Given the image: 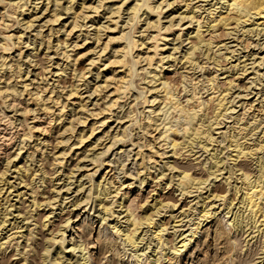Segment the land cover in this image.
Masks as SVG:
<instances>
[{
  "label": "bare ground",
  "instance_id": "obj_1",
  "mask_svg": "<svg viewBox=\"0 0 264 264\" xmlns=\"http://www.w3.org/2000/svg\"><path fill=\"white\" fill-rule=\"evenodd\" d=\"M3 1L6 2V0H2V2H0V6L5 5V4H3V5L1 4V3H4ZM31 1L32 0L13 1L12 4L15 5V10L17 9V11H14L11 15H5V13L2 14L3 11H2V13L0 11V27L2 26L1 28H4L3 27L5 25L4 23H8V22L3 21L4 18H9V20H10V17H12L14 15H15V17H17L16 14L19 16H23L25 8L28 11L27 5H30ZM63 1L66 3V5L62 9L61 4H60L61 0L60 1L54 0L53 4L51 3L50 0H46V3H45L46 8L44 7V10H45V12L46 11L51 12L50 13L51 14L50 20H52V23L53 22L57 23V21L62 16L61 14L63 12H65V11H68V13L70 12L71 17H69V18L71 20L69 21L70 24L68 26V28L69 27L70 28L67 31L64 30V28L66 27L65 25H67V23L65 22L66 24L63 23L61 25V27L57 28L56 30H53L52 27L49 28L48 33L45 35L43 34L44 36L41 34V32H38L33 37V41L31 43L32 47H33V51L38 50L37 46H39L41 48L43 46L42 50L45 49L44 51H49L51 48H53L54 51L52 50V52L54 55L57 56L58 51L60 50L59 51V52H61L60 57L62 56L63 60L66 63H64L65 65L63 68H61V66H59V64H57L56 68H55L56 71L53 68V70H54L53 74L56 72L55 77H59V79H60L62 77L61 75L63 73L65 74L66 70H69L72 72L73 78H77L78 80L77 79L76 80L79 81V80H81V78H83V76H84L83 72L86 71L87 69L86 70L85 69L80 70V69L76 68V66H77L76 64L78 63L77 61H79V59L81 57H84L86 55H91L93 52L95 54V51L99 50L96 48H98L99 45H102V48L99 47L101 50V53H98L99 54V55H97L98 58L95 60V63H96V61H99L101 59L100 56H102L104 53H106L105 51L108 50V47L110 46L109 43H111L112 47L111 48L109 47V50H108V52L110 53L109 57L106 59L105 62H103L102 67L97 68V70L99 68H103L101 70V72H103L102 84L98 83L99 85H96L93 87V88H95V89H93L94 91L92 90L93 95H95L97 92H99L100 98H99V96L97 98H99V101L101 100V104L97 100L98 102L97 103L95 102V104H94V106H95L94 110L90 111V113L88 114L87 112H89V111L84 109L85 105H86L85 103H83L84 99L82 100V97H81L82 95L79 96V93H78L79 91L76 90L78 85H75L74 88L69 89V94L65 98H63L64 95L62 96L63 93L61 91V88L59 91L58 79H57V83L55 85L52 82H51L52 83L51 85H50V83H48L47 75H49V74L52 75V70H50V67L52 65L50 64L49 55H47V53H44V54L42 53L43 54L42 57H38L40 55L31 56L32 55L31 53H29L27 55L29 58L30 57L32 59L34 58V60L32 62L33 65L30 63V66L32 65V67H33V72H34V70L35 71L39 70V71L36 73L35 72L32 73L30 75V77H32L31 79L27 78L28 74L30 73V71L29 72L27 71V76L25 77L24 80H22V78H23V75L21 73V66L22 65L18 62V60H20V57L22 54V51H21V46H22L21 36L22 35L20 36L19 34L18 35L14 34V33L10 34L7 32H6V35H3V36L0 35L2 37L1 41H3V44H0V116H1L0 122L2 120H5L8 123L7 125H10V126L16 128L15 132H14V136H13V139H14L13 144H15L18 141L19 145H17V146H19V147L16 148L17 153L15 154V157H18V155L21 153V151H23V149L26 147L27 143H33L34 145H32V144L27 145L28 148H27L26 152L28 150H31V151H28L26 159L29 158L31 162L33 161L32 163H35V162L39 163V165H37V166L35 165V169H37V170L33 169L32 171H30V169L28 170L27 168L26 169L24 168V170H23V169H21L22 167H16V164H12L13 167L15 168L14 170H17L16 174H18L17 180L19 182L18 183L16 182V184H11V181L9 180L10 181L9 182L8 178H5L6 174H8L7 172L9 171V165L11 163V160H9L10 157L8 156L6 151L4 152L3 160H5V164H4L5 166L4 167L0 166V264H13L10 262L11 257L16 258L15 259L16 261L14 264H103V263L104 264H112L111 261H108L107 259L103 262V260L106 258V256L104 255L105 251H103V250H105L104 249L105 247H103L102 237L106 236V234H107L106 231H108L107 229H110L112 231V232L111 231L110 232L113 233L114 235L116 234V237L122 238V240H123L122 243H126L127 245H130L133 248H137V243L142 242V240L144 238V236L143 237L140 236L141 233L143 232L142 230H140V228L143 225H146V227L151 228L149 230H152V229H154V227L157 224L155 222V220L150 215H143L141 217H139V216L137 217L133 214L135 212L132 213V212H130L129 209H126L123 212H126L124 217H126L125 223L127 222V225H126L125 229L120 228V226H117V225H119L118 223H120L119 217L123 212L114 211V208H112L113 204L110 203L109 201H106V199H108V196L111 194V192L108 193L107 191H109V190L104 189L103 192L97 193L98 195L95 198L96 201L98 202L97 205L99 207V209L97 208V210L95 209L93 211V214L94 213L97 214L96 216H94L92 213L91 214L89 213L90 208L87 209V205L89 204L87 196H89V195H86V198L83 199L84 200L83 202H79L77 200H74L75 202H73V204L71 205L72 210L77 211L75 213V215L73 214L74 219L67 218L64 221V224L63 225L61 224V227L58 229V231H57L58 233L55 237H52L49 239V238L45 237L46 235H44L43 231L49 225V219L50 218L48 217V215H45V213H43V215H42L41 211H44L45 208H49V207H50L49 209H52V206L54 205L52 203V201H56V200H55V198L54 199L51 198L52 199L51 200L50 197L46 195L48 193V191L39 193V192H37V189L39 187H43L45 189L52 188V186H49V185L50 184L52 185V183H53L51 175L54 174L53 173L54 171H52L49 166L54 167V165H56L57 167H60V168L65 167L64 166V163H65L64 159H65L66 155H68V154H66V152L63 150L60 153H58V155H57L56 154L57 152L55 153V151L58 148L57 145H60L63 142L62 136L68 131H72V133H73L74 129H75L73 122H72L74 119L72 121L69 120V122L67 121V123L66 122L64 123V120L66 119V118L64 119V116H65L64 109H66L65 105H67L66 102H69V100L74 98V97L79 99L78 104L81 106L80 108L82 110L87 111L86 115L90 118L89 121L87 120L88 119L87 117H84L81 119V116H83L82 114L84 111H80V112H82V114L78 118L79 119L78 123L80 125H82V128L78 130V133L76 132V139L73 141L74 143L71 145L72 146L71 150L73 149L74 151H76L75 152L76 154L74 153L76 156L78 155V153H77L78 150H82L81 154H79V155H83V158L86 159L88 156L86 153H87V151H89L86 149V147H90L93 143L95 145H96V143L98 144V142H100L103 138L104 139L106 138L105 136H108L107 132L105 130H102L100 135H98V137L95 139V141L93 143H90L88 145H86V143L88 141H91L89 139H93L94 137H96L95 136L96 132L98 131L100 126L107 125L106 123L108 122V120L111 119V116L114 114V111L116 109L119 108L123 112V114H122V116H120V118L118 117V113H120L121 111L118 113L115 112L116 113L115 114V116H116L115 120L118 121L117 122L118 124H121L123 126V124L128 123V126H129L130 125L129 123H133V121L137 122V119L134 118L135 115L133 114L134 116H132L133 111H131L129 109H128V111H126L127 109L124 111L122 110L124 108V106H123V104L119 105V100L122 97L124 98L127 95L129 96V93H131V91L135 92V94H134V100L135 101L136 100L139 101L138 100L139 98H141L142 100H143V98H145V95H144L145 92L143 93L141 91L143 88L140 91L137 90L136 87L134 86L135 82H133L132 79L134 80V78L137 76L136 75V74H138V73H136L138 70L137 67L141 61L143 63H145V65L147 67H150V68L152 67V65L156 59L154 57L157 56L156 53L158 52V51H156V53L150 54V52H154V50L158 49V45L153 44V47L152 46L150 47L147 45L146 41H145L146 42V44H145L143 41L145 38L143 39L142 38L143 35H141L143 33L140 34L141 35V42L138 43L139 42L138 40H137L138 42L135 41L134 36H133V33L136 31L135 29H134L135 31L132 30L133 32H131V33H129V32L126 33L127 31L124 33V31L121 30L123 32L120 35L115 36V37H109L108 41H106L105 43L101 42V38H102L101 34L102 33L100 34V32L104 31V30L109 31V29H110L109 25L105 26L103 24L104 27H101V26H103V25H101L99 27L94 28L93 32H95V33H93L94 35H93L92 40H91V42L92 41L93 42L91 45L86 46L87 51L82 53V54H79V52H77L74 55L75 58H72L71 55L73 54L72 53L73 51L71 48H70L71 50L70 49L68 50L67 48H69L70 46H72L73 49H75L77 47L78 48L82 47L83 45H85V42H87L86 40L89 39L88 37H90V35L84 36V39L82 38V40H81V41H83L84 44H80V45L77 42L80 41L79 35H81V34L76 35L75 42L74 43L72 42L73 45L68 44V41H65V37H64V41L59 39L58 34L61 33L60 32L61 30L62 31L64 30V32H67L66 34L65 33L64 34H65L66 38H69L70 35L73 36L75 34L76 28L78 30V28H80V27L82 28V26L85 27V24H83V25L79 24V22L83 23V19H84V17H83L84 15L81 16L80 11H79L80 10L79 7L80 6L82 7V2L75 9L74 4H73V0H63ZM103 1H107V0H101L100 2H103ZM199 1H205V0H197L196 2H199ZM7 2H9V1H7ZM11 2H9V3H11ZM149 2H150V0H124V2L122 0L121 4H119V6L117 5L116 8L113 7L114 6L113 4L110 7H106L107 10H109L108 13H110V15L107 17L110 20V22L108 24L111 23L110 18L115 17L116 19L119 20V18H121L122 13L125 11L126 12L125 15H127V17H128L127 18L128 20L126 19V25L129 23V25L131 24L130 27H133V22L135 20L140 21V19H139L140 16L145 14L144 15L145 17L142 20V21H144L143 24L145 25V27L142 30L143 32L149 31L152 29H153V31H157V32H160L161 29L164 30L165 27L163 28L162 24H160V18H159V16L162 13L160 14L161 11L158 12V9L166 1L163 0L164 3L161 1V2H159L158 5L156 4V6H151ZM219 2H221V1L216 0L215 4L216 3L218 4ZM9 3H7L8 6H9ZM32 3H31V6H32ZM34 3H35V1H34ZM50 3H51V6L49 5ZM126 3H128V4L125 5ZM221 3H222V5L225 4V6L223 8V9H225L224 10L225 12L224 13L222 12L223 14L218 13L219 15L216 17L211 16L213 11H212V13L210 11H211V8L213 5L210 6V4L208 3L209 7H211L209 9L210 11L207 10L208 16L210 15V17L207 18L203 24H199V23L196 24L197 27L194 30L195 31L194 34L192 33L193 31L191 32L194 35V39L192 41L190 40V42H187V44H191V45H190V47H188L186 52H184L183 57H181L182 58L181 59L182 64H180L179 61L174 59V56L172 58V56L169 55V56H167V59L171 58L169 61L170 62L169 67L170 66H172V68L177 67V64L179 63L181 66H184L182 68H183V70L186 69V72L188 71L187 70L188 68H190V71H191V69H194L195 67H202V65L204 63H202L201 60L199 61L198 55H197L198 53H194V51H197L199 49V46L202 45V46L206 47V49H204L203 54H201L202 56H204V60L210 61L212 59L211 60L212 63L216 66V67H213V69L214 68L217 69V67L220 65V64L218 65V63L216 62L217 57H216V59H214L215 57L211 58L209 55V52H211V50H212L211 45L214 42H212V41L208 42V40H206L208 43L205 44L206 38L202 35L203 27H205L206 30L205 29L204 30L207 31L208 34L209 33L213 34V31L214 30L216 31V28L222 27L223 29H226V30L232 29V32L237 31L239 28L240 32L242 31L241 35H245V36H247V34H249V33L251 34L253 31L255 32L256 30H257L256 31L257 34H259L261 32L262 35H264V0H222ZM35 4L33 6L38 5V4H36V5ZM171 4H173V2L170 4H167V5L169 7H172V6H170ZM189 5H190V3H186V2L183 3L184 9L187 10L186 13L191 14V16L187 17L188 15L182 16L180 14L182 16L181 18L179 16L181 21H183L186 17L189 20L195 19L193 11L200 9L196 5H195V7L194 6L189 7ZM52 6L54 7L52 10L48 8V7H52ZM123 6H125L124 9H122ZM215 7H217V6H215ZM11 8H13V7H11ZM162 8H160V9H162ZM2 9L4 10L3 7H2ZM215 9H214V12L216 11ZM29 10H31V7ZM59 11H61V12H59ZM70 14H69V16H70ZM170 15H171V13L168 16H170ZM195 15H196V13H195ZM168 16L166 18H168ZM15 17H14V19H15ZM30 17H32V13H31V15L29 14V16L27 18H30ZM152 18H155V19H152ZM173 18H175V17H172L171 19H173ZM17 19H18V17H17ZM36 19L34 17V18H31V20L26 21L25 18H21V21L24 25H26V29L29 28V30H30L33 22ZM46 19L48 20L49 18L47 17ZM81 19H82V21H80ZM108 19H106V20H108ZM171 19L169 17V21H172ZM14 21H16V19ZM21 21H19V22H21ZM17 22H18V20H17ZM116 22L117 21H115V24H116ZM191 22H190V24H191ZM248 22H249V24H247ZM231 25H234L235 29L233 27L230 28ZM247 25L253 26V27H251L250 29L249 28L245 29V27ZM41 26H43V24ZM114 26H116V25H114ZM135 26H136V24H135ZM126 27H129V26L127 25ZM168 27H169V25L167 26V28ZM134 28H136V27H134ZM3 30H5V28ZM165 31H167V30H165ZM229 32H230V34H232L231 31H229ZM227 33H228V30H227ZM253 33H252V35H256V33H254V34ZM228 35H229V33H228ZM262 35H260V36H262ZM137 37H140V36H137ZM190 37H191V34L189 37L187 35V39H190ZM242 38H245V39L240 40ZM242 38L240 36V39H237V40H240L238 42L239 43L238 45L241 47L240 50L245 52L243 57H245L246 59L241 61L243 63L241 74H244V73H246V68H247L246 67L247 64H245V61L248 60V57L252 56L253 58L256 59L258 56H257V53H254V52H251V50H248L249 48H253L251 46L257 40H254L255 42L253 44H251L252 42L250 41L251 43H249L248 37L247 38L242 37ZM36 39L37 40L39 39L38 44L36 43L37 42ZM155 39H154V42L157 43L158 40L155 41ZM12 40H15L16 42L13 43ZM67 40H69V39H67ZM150 40H151V38H150ZM175 40L181 41L178 36ZM52 41H56L55 46H53L54 44L52 45ZM8 42H9V44H8ZM10 42H11V44H10ZM182 42H183V40H182ZM182 42H180L179 44L181 45ZM201 43H203V44H201ZM258 43L259 42H257L256 45ZM93 45H95V47H93ZM217 45H215V47H217ZM15 46L17 47V52H18V59L16 61L17 63H16V67H15L16 71L12 70V68H13L12 64H8L11 61V60H9V54H10L11 50H13V47H15ZM219 46H221V45H219ZM222 46L225 47V44ZM239 46H238V48H239ZM254 46H255V44H254ZM223 47H221V48H223ZM255 47L258 48L259 46L258 47L255 46ZM262 47H263V45H262ZM201 48L202 47H200V49ZM213 48H214V46H213ZM133 49L138 52L137 54H135V56H133V52H132ZM163 49H165V48H163ZM163 49L160 51H163ZM31 50H32V48H31ZM174 51H176V48H174ZM68 53H70V54H68ZM194 54L197 55V58L194 57ZM150 55H152V56H150ZM160 57H159L158 62H155L156 66L152 70V75H151V71H147L148 70L147 68H146L147 70L143 69V70L147 71V74H150V76H148V79H147L149 81L146 80L147 81L146 83L148 84V86L150 88L147 89L146 88L147 84H146L145 88L147 90L146 89L145 90H146L147 94L149 93V95H150L149 97H151V99H150L151 101H150V106H148L149 107V109L147 111L148 114L145 116V119H146L145 124L141 125V123H139V126H138L142 132L140 131L141 134H138V133H136V134L142 135V133H143L145 135H149L148 137L150 138V140L148 141V144H147L149 147L148 148L149 155H144L145 153H147L146 151L144 154H142L143 152L140 153V151H143V150H140L141 148L138 150V152L135 155V157L137 159L139 157V159L141 160V163H139V165L137 164L138 169H140V167L142 166V161H144V159H146V158L148 161H151V162H152V158H154V156L156 158H159V159L162 158V156L166 154L164 152V150L162 149V146H164V145L170 146L171 151H172V155H176V151L178 150L177 147H180L181 145H186V144L176 141L173 137L170 138V135H173L174 137H176L177 133H180V132L182 133V137H181V138H183L182 140H185L186 143L188 142V146L190 145V151L189 152H193L194 149H193L192 145L193 144L195 145V142H196V145H199L203 150H207L206 144L202 145V143H203L202 141H205L206 143L213 141V136L211 135L213 130H217L218 129L217 127H220V125L223 123V120L226 118V117H224L225 114L228 113V110L230 108V107L229 108L226 107V105L229 106L230 103L231 104L234 103L233 99H231L229 101L226 99V97L229 93L228 90H229L230 86L233 85V83H230V86L228 89H226V90L222 89V91H220V89H218V87L216 85H214V84H216V83H214V80H216V76L210 75V76H212V77H209L210 79L208 77H206V78L209 79V80H207V81H209L207 83L212 82L211 87H209V89L207 87H203V89L207 88V90H206L207 92L209 91V93L206 95V100L201 99L202 97L199 94L200 90L198 91L195 84H193V86L191 85L192 87L189 90H187L186 86L184 85L183 91H185V94L186 93H189V94L187 95L186 100H185L186 106H185V104L183 105L182 102L179 101L180 99L179 98L177 99V97L179 95L177 97L173 95L174 89L172 88L173 90H171V85H172V84L170 85L171 80L169 79L170 80L169 81L167 78H163L164 76L162 77V74H160L161 76L158 74L160 71L156 70L157 68L161 69V67H162L160 65V63H162V61L164 59L160 58ZM261 60L264 61V58L261 57L259 59V61H261ZM70 61H71V63H70ZM93 61L94 60H92L90 58L88 61L89 64L87 63L86 65H88V66L92 65ZM201 63H202V65H201ZM194 65H196V66L193 67ZM69 67H72V68L69 69ZM199 69H201V68H199ZM251 69H252V67H251ZM223 70L226 72L225 68ZM157 71H158V73H156ZM190 71H188V72L190 73ZM4 72H5V74L3 75ZM57 72H60V73H57ZM216 72H215V75H216ZM6 73L8 76H6ZM100 73L98 72L97 76H96L98 80H99ZM147 74H146V76H147ZM134 75H136V76L133 78ZM185 76H183V77L187 79V77H185ZM187 76H188V74H187ZM4 77H5V79L2 80V78H4ZM189 77H192V76H189ZM146 78L144 76V81ZM27 81H29V82L27 83ZM193 81L194 80H192V82ZM37 82H39L38 85L41 84V86H40L41 88L38 90L39 87L36 86V88L34 87L35 88L34 90H30L31 89L30 86L32 84L34 85ZM188 82L190 83V81H188ZM182 83H184V82L182 81ZM203 84L204 83H202V85ZM208 86H209V84H208ZM200 87H202V86H200ZM216 88H217V90H216ZM171 91H173V92H171ZM176 95H177V93H176ZM77 96H79V97H77ZM136 102H135V105L137 104ZM147 103H148V101H147ZM246 103H241V104H243V109H242L243 112L239 113L235 117L234 116L232 117V118H234V122H233L232 126L229 125V126L233 127L232 131H231L232 134L230 136L228 134V131L226 130L227 131L226 136L228 135L227 137L229 140H228V145L225 148L229 149L228 159L232 161L233 166H230L231 168L228 166L230 169L229 168L227 169V172H226L227 175H225L226 176L225 181L227 182V185L230 186V185H232L229 183L230 180L235 179V181H234L235 184H233V186H231L229 188L230 190L233 191L232 198L225 199L226 195H225V197L220 196L221 193L219 195L213 194V192L210 188H209V194L207 196H205V197L201 196L202 190L206 189L205 187H202V186H204V184L207 183L210 178L213 177V179H217V176L219 174H222V170H219L220 168H218V167L220 166L219 164L222 165L223 162H220V161L221 160L223 161V159H221V160L217 159V156H216L217 152L216 153L212 152L213 154L211 156V159L214 161L210 164L208 171H207L208 176L210 178L209 177H207L208 179H200L198 177L195 178V177H193L195 175L192 176L190 173L187 172L189 169L188 170L185 169L184 171H181V170L176 171V175H175V181L177 183L176 184L177 188H180L178 190V192L180 191L181 195L192 194L193 190L195 193L199 192L198 194H200V195H198V197L200 200H202V205H204V201L206 199H207V201H208V199L210 201V197H211V201L208 202L207 205H204V207H201L202 209L200 210V213H202V214L199 215L198 221H197V223H195V229L197 230L199 228V226H202L203 222H206L204 227L205 226H207V227H205L204 229L201 227L200 229H202L206 235V237H204V238H207V237L210 238L209 235H211V234L208 233L209 231L212 233V242H211V244L210 243L208 244L207 242H205L207 240L204 239L203 241L206 244H202V243L201 244L206 245L207 249L211 245H213L211 247L214 250H217V251L220 250L219 253H221V250H223L225 243H227L226 245H228V243L230 245L234 244L236 246V248L241 249V245H239L238 238H236V237L230 238L231 236H229V238H230L228 240L229 242L225 241V243H223L222 245H221V242H218L217 238L219 237V235L221 233H223L222 231H225L224 230L225 225L226 226L228 225L231 228H233L235 233L238 232V234H239V232L242 231V235H243V233L244 234L247 233L248 230H251L250 233L254 234V236L251 238L256 237V241L259 238V240H258L259 245L257 246L258 250H257L256 255L258 254L259 251H260V254L264 252V157H260L258 160L256 158L258 170H256L257 175H255V176L254 175L252 176L251 171L247 170L248 167L245 168L246 167L245 164H244L245 167H243V165L241 164L242 158H247V157L250 158V157H254L255 155L257 156V152H259V151L264 152V132H262L263 135L261 137H256L255 140H253V139L251 140L252 136H255V133H253V132L257 131L259 129L258 126L263 125L262 128L264 127V105L260 104V106H261L259 108L260 110L255 111L256 109L251 110L252 109L251 104H249L248 109H245V106H247ZM189 104H191V105H189ZM22 105H24V106L22 107ZM129 105L131 106V102ZM145 105H146V103H145ZM7 110L12 111V114H14V116H15V114H18L16 112L19 111L20 114H18V115L20 116V118L19 119L15 118V120H11L10 116H8L6 114ZM210 110H211L210 114H212V115H210V117H209V116H207V114L205 112L208 113V111H210ZM231 110L232 109H230L229 112L233 111V110L232 111ZM246 111H249V113H247ZM245 113H247L246 116L247 117L249 116L250 118L248 117L249 120L248 121L246 120L243 124L242 120L244 119ZM172 114H174V116ZM84 115H85V113H84ZM171 115H172V118L174 120H176L178 125L175 124V126H172L171 118H170ZM11 116H13V115H11ZM176 116H177V118H176ZM226 116H227V114H226ZM230 118H228V119H230ZM261 118H263V119H261ZM28 120H30V121H28ZM179 121H182V123ZM15 122L18 123L17 126H15ZM248 123L251 124L252 128L248 127ZM54 125H56V126H54ZM59 125H60V127H59ZM2 126H4L3 123H2ZM128 126H124L125 128L123 127L122 129L127 130ZM52 127L54 129L57 128L58 135H56V136L59 137L60 139H62V141H60V139H59V141H57L54 146H53L52 141H51ZM106 127H108V126H106ZM172 127H176V128L173 129ZM61 129H63V130H61ZM246 129H248V131L245 133ZM2 130H3V133H5L6 129L4 128ZM128 130H130V129H128ZM137 131L139 132V130H137ZM151 131L154 132V135H152V133H150ZM121 132L123 133V130ZM10 133H11V131H10ZM72 133H71V135H72ZM124 133H125V131H124ZM249 133H252V134L250 135ZM260 133H261V131H260ZM1 134L2 133H1V129H0V140H3L6 136L1 135ZM221 134L222 135L224 134L223 136H225V132H222ZM221 134H219V135H221ZM249 135H250V137H249ZM41 136H43V137H41ZM141 138L146 139L144 136ZM117 139L118 138H116L115 140L117 141ZM112 140H114V139L112 138ZM141 141L139 140V142H141ZM221 141H223V140H221ZM112 143H113V141H112ZM213 143L214 142H212V144ZM157 144H159V146L157 147V150L153 151V149L156 147ZM49 146L51 147V151H49V153H46L47 147H49ZM196 147H198V146H196ZM93 148H94V146H93ZM93 148H91V150ZM108 148L110 149V147H108ZM108 148H107V151H108ZM186 148H188L187 145H186L185 149ZM52 150H54V153L52 155H50L51 154L50 152H52ZM159 150L162 152L159 153L158 152ZM207 151H205V152H207ZM69 153H70V151H69ZM39 155H40V158L38 157L39 158L38 160H34V158H35L34 156H39ZM210 155H209V157H210ZM96 156H97V154H96ZM12 158H13V156H12ZM79 158L80 157H78L76 159V160H78L77 163L70 170H68L67 174L65 173L67 179H69L70 177L73 178V174H75V173H73V171H74L73 169L80 168V167H78V163L82 159L79 160ZM92 161L94 162L93 164H95L97 162L96 158H93ZM154 161H156V160L154 159ZM56 162H58V163H56ZM90 162H91V160H90ZM54 163H56V164H54ZM156 163H157V161H156ZM156 163H154V165ZM147 164H146V166H147ZM26 165H28V164H26ZM101 165L102 164L100 163V166ZM36 167H38V168H36ZM48 167L51 171L48 170ZM1 168H4V169H1ZM31 168H33V167H31ZM98 168H100V167H98ZM142 168L145 171L146 168L143 166H142ZM143 169L141 171H143ZM223 170H225V168ZM28 171H30L29 175H28ZM249 171H250V173H249ZM146 174L149 175L150 173H148V171H147ZM223 174H225V173H223ZM161 176H163V175H161ZM172 177H171V179H172ZM252 178H254V179L252 180ZM103 179H105L104 181H108L105 184L106 188H107V185H111V187H113V188L118 185L117 184L114 186L115 179H114V177H112V175H110L107 180H106V178H103ZM35 180H39V181H37L38 183L40 182L39 186L35 185ZM237 181H240V182L238 183ZM26 182H28V183H26ZM46 183H48L47 187H46ZM171 183H173L172 180L169 181V184H171ZM21 184H24V186L20 187V188H23L24 190H28L27 187H30L29 188L30 189L29 198H31V199L29 201L30 202L29 206H27L25 208L26 211L22 207L24 206L25 203H28V201L25 202L24 200H26V199H22V198L27 194L24 191H19L18 187ZM99 184H97V189L99 188L98 187ZM237 184H239V185H237ZM68 185H71V184H68ZM210 185H212V183H210ZM119 186H121V185L119 184ZM229 186H227V187H229ZM53 188H54V186H53ZM207 188H208V186H207ZM11 190L13 191V193H15V194H13L14 197L16 198L15 200H17V202L15 204L11 203V201H12V198H10L12 196ZM69 190H70V187H68L66 191L68 192ZM81 190H83V189L82 188L79 189L78 192ZM90 190L88 191L89 194L91 193ZM117 190H118V188L116 187L115 191H117ZM41 191H43V190L41 189ZM60 191H61V189H59L58 192H60ZM229 191H227V192L229 193ZM217 193H219V192H217ZM90 197L91 196H89L88 198H90ZM81 198H83V197H81ZM215 201H221V202L223 201L222 207L224 208L223 210H225V213L221 218H219V221L222 223V222H224L223 220H225L223 218H226L227 220H225V222H224L225 224H223L224 226L218 227L216 225L217 223L215 224L216 225L215 227H214V225L208 226V224L211 223L212 220H214L216 217L218 218V215H217L218 213H217L216 209L219 206L215 207V205H214V204H216ZM234 201H236V202L234 203ZM70 202H72V201H70ZM205 203H207V202H205ZM209 203H211L210 206H209ZM16 204H18L19 207L16 208L15 207ZM51 204H52V206H51ZM237 204H238V206H237ZM235 205L237 206V209H236ZM80 206H81V208H79ZM208 206L210 208L205 210V208ZM173 207H175V205L172 206V208ZM211 207H213V209L215 207L216 209H214V211H213V209H211ZM12 208H14V210L17 212L16 214H20L21 213L20 211H24L23 212L24 215L22 214L23 215L22 221H25L26 223L19 226V223L17 224L15 221L12 223H10L11 221L9 222V219H8L9 216L13 215L10 212V210ZM120 208H122V207H120ZM243 208H244V211L242 210ZM63 209H64V207L61 208L60 211L62 212ZM234 209H236L235 212L233 211ZM188 210H187V212H188ZM223 210L221 211V213H223ZM247 211H248V213H246V216L244 215L245 216L244 217L243 214H245V212H247ZM183 213H186V212H183ZM84 215H86V216H84ZM92 215H93V217H90ZM225 215H227V216L225 217ZM95 217L97 218L96 221H94ZM108 218H113V219H111V221L113 223H111L110 225H108L109 224L108 223L107 224L108 228L105 227V229L103 230L104 226L102 227V225L105 224V222L108 220ZM11 219L14 220L15 218H11ZM246 219H247V221L244 222L245 224H243L242 221L246 220ZM178 220L180 221V219H178ZM216 221H218V220H216ZM213 223L214 222H212V224ZM177 224L178 223H176L175 225H177ZM98 225H99V228H98L97 233L95 234V232H96L95 230H96ZM248 225H249V227H248ZM247 227H248V229L244 230V228L246 229ZM163 230H164V227L161 230H157V232H155L153 230L154 231L153 236L157 240L156 244H159L158 245L159 250L161 249L162 246H165L167 244L161 240L162 236H164V234L162 233L163 235L161 236L160 232ZM196 230H194V232H192L190 234L192 237L196 234L195 233ZM252 230H254V231H252ZM24 232H25V234H24ZM150 232L152 233V231H150ZM255 233H257V235H255ZM144 234L146 236V233H144ZM249 234L247 236H249ZM149 235H150V233H149ZM180 235L182 236V234H180ZM172 236H174V235H172ZM184 237L181 239L179 237L180 240L178 241V243H180V245L178 246V248L175 245L172 249V253L175 254L177 252L176 254H178V251L185 249L187 247V240H188V242H190L192 238L186 240V238H184ZM22 238H23V240H22L23 243H22L21 248L19 250H15L14 253L5 257L4 253H5L6 249L8 248V246L10 245V243L12 242V240H17V239H22ZM175 239H173V240L175 241ZM231 239H232V241H231ZM138 240H139V242H138ZM219 241H221V239H219ZM194 242H196V241H194ZM248 242H246V245H243V246H248L249 245ZM65 243H66V246H64ZM55 245H56V247H54ZM230 245H229L230 249H233ZM17 246L18 245H16V247ZM197 246L198 245L196 244V247ZM229 247L227 249H229ZM17 248H19V247H17ZM17 248H15V249H17ZM147 248H149V247H147ZM193 249H194V247H193ZM52 250H53V252H52ZM162 250H163V247H162ZM194 250H197V249H194ZM151 252L154 253L155 251H151ZM160 252H162V251L160 250ZM160 252H158L157 254L159 255ZM191 252L192 253H190L189 256H190V259L192 260V255L195 251L194 252L191 251ZM76 254L79 255V256H77L78 259L76 258V260L73 261V259H75V257H76ZM142 254H143V252H141L140 254H137V255L132 254L131 257L132 258L135 257L136 261H139V259H140L139 256ZM217 255H218V253H217ZM152 256H154V255H152ZM165 256L167 258V254H164V255L161 254L160 256H157L155 259H153V261H152L153 264H161L162 261L164 260ZM224 257H225V254H224ZM118 259L120 260V262L121 261L124 262V260H125L124 258H121V259L118 258ZM252 262H253V260H252ZM260 262L264 263V260L259 261L258 263H260ZM254 263H255V261H254ZM117 264H120V263L117 262Z\"/></svg>",
  "mask_w": 264,
  "mask_h": 264
},
{
  "label": "rangeland",
  "instance_id": "obj_2",
  "mask_svg": "<svg viewBox=\"0 0 264 264\" xmlns=\"http://www.w3.org/2000/svg\"><path fill=\"white\" fill-rule=\"evenodd\" d=\"M7 1H9V2L12 1V2L9 3ZM13 1H17V0H6V2L3 1L4 3H1L2 5L5 4L4 6H0L1 13L3 11L2 14L5 13V15H11L14 11H17V9L15 10V5L12 4ZM34 1L38 5H36L34 3ZM34 1L32 0L30 2V5H27L28 11L25 8V11L23 13L24 14L23 16H19V15L16 14V16L18 17V19H17V17H15V15L12 16V17H10V20H9V18H4L3 21L4 22H8V23H4L5 25L3 27L5 28V30H3L4 28H1L2 26L0 27L2 29V30L0 29V32H1L0 35H2V36L3 35H6V32L7 33H10V34L11 33H14L16 35L19 34L20 36L22 35L21 36V44H22L21 51H22V54H21L20 60H18V62L22 65L21 66V73L23 75L22 80H24L25 77L27 76V71L28 72L30 71V73L27 76L28 79H31L32 78V77H30V75L32 73H34V72L36 73V72L39 71V70H37V71L34 70V72H33V67H32L33 63L32 62H33L34 58L33 59L31 57L29 58L27 55L29 53H31L32 54L31 56L40 55L38 57H42L44 53H47V55H49L50 64L52 65L50 67V70H52V75H50V74L47 75V77H48L47 78L48 79V83H50V85L52 83L55 85L57 83V79H58V81H59V91H60V88H61V91L63 93L62 96L64 95L63 98H65L69 94V89L74 88L75 85H78L76 90L79 91L78 92L79 93V96L82 95L81 96L82 97V100L84 99L83 100V103L86 104V105L84 104L85 105V108L84 109L89 111V112H87L85 110H82L80 108L81 106L78 104L79 103V99H77L75 97L72 98V99H70L69 102H66V104H67V105H65L66 106V109H64V113H65V116H66V117L64 116V119L65 118L66 119L64 120V123L65 122L67 123V121L69 122V120L72 121L74 119L72 122H73V125H74L75 129H74V132L73 133H72V131H68L69 133L66 132L62 136L63 137V142H62L63 145L62 144L57 145L58 148L55 151V153L57 152L56 153L57 155H58V153H60L63 150L66 152V154H68V155H66V157L64 159L65 160L64 161L65 162L64 163V166L65 167L64 168H60V167H57L56 165H54V167L53 166H49L50 169L52 171H54L53 172L54 174L51 175V178H52L53 183H52V185L51 184L49 185V186H52V188L45 189L43 187H39L37 189V192H39V193L40 192H47L48 191V193L46 195L49 196L50 199L51 198H53V199L55 198V200H56V201H52V203L54 204L53 206L51 204L52 209H49L50 208L49 207V208H45L44 211H41V214L42 215H43V213H45V215H48V217L50 218L49 219V225L43 231L44 232V235H46L45 237L46 238H49V239L52 238V237H55L57 235V233H58L57 232L58 229L61 227V224L63 225L64 224V221L67 218L74 219L73 216L77 212V211H73L72 210V207H71V205L73 204V202H75L74 200H77L79 202H83L84 201L83 199L86 198V195L91 196L90 198H88L89 196H87L88 203H89L87 205V209L90 208V212L89 213L90 214L91 213L93 214V211L95 209L96 210H97V208L99 209V207L97 205L98 202L95 199L96 196L98 195L97 193L103 192V190L106 189V190H109V191H107L108 193L111 192V194L109 195L110 197L108 196V199H106V201H109L110 203L113 204L112 205V208H114V211H116V212H123L126 209H129L130 212H132V213L135 212L133 214L135 216H137V217L138 216L141 217L143 215H150L155 220V222L158 225L155 223L156 226L152 230H149L151 228L146 227V225H143L142 226L143 228L142 227L140 228V230L143 231L140 236H142V237L144 236V238H143L142 242L137 243V248H133L130 245H127L126 243H122V241H123L122 238L116 237V234L114 235L113 233H111L112 231L110 229H107L109 232L110 231L111 232L109 233L108 231H106L107 232L106 236L105 237L104 236L102 237V239H103V247H105L104 248L105 250H103V251H105L104 252L105 253L104 255L106 256V258L103 260V262L107 259L108 261H111L112 264H117V262L120 263V264H153L152 261L157 256H160L161 254L162 255L167 254V258L165 256L164 257V260L162 261L161 264H165V263L166 264H168V263L169 264H176V263L177 264H201V263L202 264H264L263 262L258 263L259 261L264 260V252L260 254V251H259L258 254L256 255L257 250H258L257 249V246L259 245V241H258L259 238H258L257 241H256V237L251 238V237L254 236L253 233H250L251 230H248L247 233H245V234L243 233V235H242V231H240L239 234H238V232L235 233L233 228H231L228 225L227 226L225 225V228H224L225 231H222L223 233H221L219 235V237L217 238L218 239V242H221V245H222L223 243H225V241L226 242H229L228 240L230 238L236 237V238H238L239 245H241V249L236 248V246L234 244L233 245L235 247L232 244L230 245L228 243V245H226L227 243H225L224 244L225 246L223 247V250H221V253H219L220 250L217 251V250H214L211 247L213 245H211L208 249H207V246L206 245H202V244H206L205 242H207L208 244L209 243L211 244V242H212V233L209 231L208 233L211 234V235H209L210 238L209 237H207L208 239L207 238H204V237H206V235L203 232V230L200 229V228L202 227L204 229L205 227H207V226L204 227V225L206 224V222H203L202 226H199V228L197 230L195 229V223H197L199 215L202 214V213H200V210L202 209L201 207H204V205H207L208 202L211 201V197H210V201H209V199H208V201L206 199L204 201V205H202V200H200L199 197H198V195H200V194H198L199 192L198 193L197 192L195 193L194 190H193L194 193L192 192V194H189L190 196L189 195H186V194L181 195L180 194V191L178 192V190L180 188H177V185H176L177 183L175 181L176 171H180V170L181 171H184L185 169L186 170L189 169L187 172L190 173L192 176L195 175V176H193L195 178L198 177L200 179H208L207 177H209V176H208V172L207 171H208V168H209L210 164L214 161V160L211 159V156H212L213 153H216L217 152L216 153L217 159L218 160L223 159V161L222 160L220 161V162H223L222 165L219 164L220 166L218 167V168H220L219 170H222V174H219L218 173L219 174L218 175L219 177L217 176V179H213L212 176H211L212 178L209 177L210 179H209V181L207 180L208 182L206 181L207 182V183H205L206 185L204 184V186H202V187H205L206 189L204 188L205 190H202L201 196L202 197L207 196L209 194V188H210L212 190L213 194H218L219 195L221 193L220 196H224L225 197V195H226L225 199L232 198L233 191L230 190L229 188L231 186H233V184H235L234 183L235 179H233V180L231 179L230 180L229 183L232 184L230 186L227 185V182L225 181V177H226L225 175H227L226 174L227 169L230 166H233L232 161L228 159L229 149L225 148L228 145V140H229L228 137H227L228 135L226 136V133L228 131L229 136L232 134L231 131H232V128L233 127H231V126L233 125V122H234V118H232V117L233 116L235 117L239 113L243 112V110H242L243 109V104H241V103H246L247 102L246 103L247 106H245V109H248L249 104H251L252 105V107H251L252 109L251 110H255L256 109L255 111L260 110L259 109L261 107L260 104L261 105H264V61L263 60L259 61V59L261 57L264 58V44H263L264 43V35H262L261 32L259 34H257V32H256L257 30L255 32L253 31L254 33H256V35H252L253 32L251 34L250 33L247 34V36L241 35L242 31L240 32L239 28L235 32L234 31L232 32V29H227L228 30V33H229V35H228L227 30L226 29H223L222 27H220L222 30L220 28H216V31L214 30L216 33L213 31V34L211 33L212 34L211 35L209 33L210 34L209 35L208 32L205 31L206 30L205 27H203V29H202V35L206 38L205 39V44L208 43V42H211V41L214 42L211 45L212 46L211 47L212 50H211V52H209V55H210L211 58L212 57H215L214 59H216V57H217L216 62L218 63V65L219 64L220 65L217 67V69L216 68L213 69V67H216V66L212 63V61H211L212 59L210 61H206V60H204V56L201 55V54H203L204 49H206V47L200 45L199 46V49H200V47H202V48L200 50L198 49L197 51H194V53H198L197 55H198L199 61L201 60L202 63H204V64L202 65V63H201L202 67H195L196 65H194L193 67H195V68L194 69H191V71H190V68H188L187 70L190 71V73H189L188 71L186 72V69L183 70L182 67H184V66H181L180 65V64H182V62H181L182 61L181 60L182 58L181 57H183L184 52H186V50L188 49V47H190V45H191V44H187V42H190V40L192 41L194 39V35L193 34L195 33L194 30L197 27L196 24L197 23L203 24L205 22V20L210 17V15L208 16V11H210L209 9L211 8V7H209V4H210V6L213 5L212 8H211V11H210L211 13L213 11V13L211 15L212 17H216L220 13H222V12L224 13L225 12L224 11L225 9H223L224 6H225V4L222 5V3H221L222 0H217V1H221L218 4L217 3L215 4L216 0H205V1H199V2H196L197 0L196 1L195 0H164V1H166L165 3L163 2V0H150L149 3H150L151 6H156V4L158 5L159 2H161V1L164 3V4L162 3L163 5L160 6V8H162V7L163 8L162 9L159 8L160 10L158 9V12L161 11L160 14L162 13L159 16V18H160V24H162L163 28L165 27L164 30L161 29L160 32L153 31V29L152 30H149V31H144V32L142 31L143 28L145 27V25L143 24L144 21H142L144 19V17H145L144 16L145 14L140 16V18H139L140 21H136L135 20L133 22V27H130L131 24L129 25V23L127 24L129 27H126L127 26L126 25V19L128 17H127V15H125L126 14L125 11L122 13L121 18H119V20L116 19L115 17L110 18L111 19V23L108 24L110 22V20L107 17L110 15V13H108L109 10H107L106 7H110L113 4L114 5L113 7L116 8L117 5L119 6V4H121L122 0H109V1L107 0V1H103V2H100L101 0H73V4H74L75 9L82 2V7L81 6L79 7V9H80L79 11H80V15L81 16L84 15L83 16L84 19H83V23H80L79 22V24H81V25L85 24V27L82 26V28L80 27V28H78V30L76 28L75 29L76 32L74 31L75 34L73 36L70 35L69 38H66L65 34L67 32H64V30L67 31L70 28V27L68 28V26L70 24L69 21L71 20L69 18V17H71L70 12L69 13H68V11L63 12L61 14L62 16L57 21V23H54V22L52 23V20H50L51 19V17H50V15H51L50 13L51 12L46 11L47 12L46 13L45 10H44L46 0H34ZM50 1H51L52 4L54 3L53 2L54 0H50ZM123 2H124V0H123ZM172 2H173V4L170 5L172 7H169L167 4H170ZM184 2L190 3L189 7H191V6H194L195 7V5H196V6H198L200 8L199 10H196L197 12L195 10L193 11L194 16H195V19L189 20L187 18V17L191 16V14L186 13L187 10L184 9V7H183V3ZM7 3H9V6H8ZM31 3H32V6H31ZM51 3L49 4L50 6H51ZM34 4L36 6H33ZM60 4H61L62 9L66 5V3L63 0H61ZM127 4L128 3H126L125 5H127ZM53 6L52 7H48V8L52 10L54 8ZM215 6H217V7H215ZM2 7L4 8V10L2 9ZM11 7H13V8H11ZM30 7H31V10H29ZM124 8H125V6L122 7V9H124ZM214 9L216 10L215 12H214ZM59 12H61V11H59ZM31 13H32V17L27 18L29 16V14L31 15ZM170 13H171V15L168 16ZM195 13H196V15H195ZM69 14H70V16H69ZM180 14L182 16L183 15H186V16L188 15V16L184 20L182 19L183 21H181L180 18L182 16ZM167 16H168V18H166ZM179 16H180V18H179ZM14 17H15L16 21H14L15 20ZM34 17H35V19L37 18L38 20L36 19L33 22L32 27L30 28V30H29V28L26 29V25H24L22 23L21 18H25V20L27 21V20H31V18H34ZM47 17L49 18L48 20L46 19ZM169 17H170V19L172 17H175V18L171 19L172 21H169ZM106 19H108V20H106ZM152 19H155V18H152ZM17 20H18V22L19 21H21V22L18 23ZM80 21H82V19ZM115 21H117L116 24H115ZM65 22L67 23V25H65L66 26L65 27L66 29L64 28L63 31L62 30L60 31L63 35L61 33L58 34L60 40L64 41V37H65V41H68V44L73 45V43L75 42L76 35L81 34V35H79V38H80L79 40L80 41L77 42L80 45V44H84L83 41H81L82 38L84 39V36H89L90 35V37H88L89 39L86 40L87 42H85V45H83L82 47H79V48L77 47V48L73 49L72 46H70L69 48H67L68 50L70 48L72 49V51H73L72 52L73 54L71 53L72 54L71 55L72 58H75L74 55L77 52H79V54H82V53H84V52L87 51L86 46L87 45H91L92 42H93V41L91 42V40H92V37L94 35L93 33H95V32H93L94 31V28L99 27V26H101L103 24L105 26H107V25L110 26L109 31L104 30V31H101L100 32V34L102 33L101 34L102 35L101 42H103V43H105L106 41H108L109 37L118 36L123 31H124V33L126 31H127L126 33H128V32L131 33V32H133L132 30L135 29L136 31L134 30L135 32L133 33V36H134V40L135 41L138 40L139 42L138 41L137 42L140 43L141 42V35H143L142 38L143 39L145 38L143 41H144L145 44L147 42V45L148 46H150V47L152 46L153 47V44L154 45L157 44L158 45V49L154 50V52H150V54H153V53H156V51H158L156 53V55L158 57L157 56L154 57L156 59H155L153 65H152V67L151 68L150 67H147L145 65V63H143L141 61L142 63L140 62V64L137 67L138 70L136 72V73H138V74H136L138 77L136 75L133 76V78L136 76L134 78V80L132 79V81L135 82L134 83V86L139 91L142 88L144 90L146 88L147 89L150 88L148 86V84L146 83L147 81H149V80H147L148 79V76H150V74H147V71H151V75H152V70L156 66V63L155 62H158L160 56H161L160 58H163L164 60L162 61V63H160V65L162 66L161 69L160 68H157L156 69V70H158L160 72L158 73V71H157L156 73H158L159 75L162 74V77L164 76L163 78H167L168 80L169 79L171 80L170 85L171 84L173 85V86L171 85V90L174 89L173 90L174 92L173 91H171V92H173L174 93L173 95L176 96V97L179 95L177 97V99L179 98L180 99L179 101L182 102L183 105L185 104V106H186L185 100H186V97H187V95L189 93H186L185 94V91H183L184 90V85L186 86L187 90H189V89H191V87L193 86V84H195V86L197 87L198 91L200 90L199 91V94L202 97L201 99L202 100H206V95L209 93V91L207 92L206 90H207V88L209 89V87H211V84H212V82L211 83H207V82H209V81H207V80L210 79L209 77H212L210 75L216 76V80H214V83H216V84H214V83L213 84L216 85L218 87V89H220V91H222V89H224V90L228 89L229 86H230V83H233V85H231L230 88H229V90H228L229 93L227 92L229 96L227 95L226 99L228 101L231 100V99H233L234 103H232V104L230 103L229 106L226 105V107H228V108L230 107V108L228 110V113H226L227 116H226V114L224 116V117H226L224 119L225 121L223 120V123L220 125V127H217L218 128L217 130H213V132H212L211 135L213 136V141L212 142H214V143L212 144V142L206 143L205 141H202L203 142L202 145L206 144V148H207L208 151L207 150H203L199 145H196V142H195V145L198 146V147H196L193 144L194 146L192 145V147H193L194 150H193V152H189L190 151V145L188 146V142L186 143L185 140H182L183 139V138H181L182 137V133L180 132V133H177V136L176 137H174L173 135H170V138L173 137L176 141L185 143L189 149L188 148L185 149L186 145H181L180 147H177L178 150L176 149L177 150L176 151V155H172L171 147L164 145V146H162V149L164 150V152L166 154L163 155L162 158L159 159V158H156L154 156V158H152V162L151 161H148L147 158H146V159H144V161H142V166L146 168L145 171L142 168V166L140 167V169H138V165H139V163H141V160L139 159V157L137 159L135 157V155H136V153L138 152V150L140 148H141L140 150H143V151H140V153L143 152L142 154H144L145 151H146L147 153H145L144 155H149V153H148V148L149 147H148L147 144H148V141L150 140V138L148 137L149 135H145L143 133H142V135H137L136 134V133L141 134V132H142L139 129L138 126H139V123H141V125L142 124H145V122H146L145 116L148 114L147 113V111L149 109L148 106H150V101H151L150 100L151 97H149L150 96L149 93L148 94L146 93V90L147 89L145 91L142 89L141 91L143 93L144 92L146 93V94L144 93L145 98H146V99L143 98V100L145 99L144 101L141 98H139L138 99L139 101L136 100L137 101L136 102L134 100V94H135V92H133V91H131V93H129V96L127 95L124 98L122 97L120 99L121 101L119 100V105H122L123 104V106H124V108L122 110L124 111V110L127 109L126 111H128V109H129V110L133 111L132 112V116L135 115L134 118L137 119V122L133 121V123H129L130 124L129 126H128V123L123 124V126L121 124H118L117 123L118 121L115 120L116 119L115 114L118 113V112H120L121 110L119 108L116 109L114 111V114L111 116V119L109 118L110 120H108V122L106 123L107 125L100 126L99 129H98V131L96 132V135H95L96 137H94L93 139H89L91 141H88L86 143V145H88L90 143H93L95 141V139L98 137V135H100V133L102 132V130H105L107 132V135L108 136H105L106 138L105 139L103 138L100 142H98V144L96 143V145H95L93 143L90 146L91 148H93V146H94L95 149L93 148L91 150L90 147H86V149L89 150L86 153L88 155L86 159L83 158V155H79V154H81V151L82 150H78V152H77L78 155L76 156L75 155L76 154L75 153L76 151H74L73 149L71 150V147H72L71 145L74 143L73 141L76 139V132L78 133V130L82 128V125H80L78 123L79 122L78 121L79 120L78 118L82 114V112H80V111H84L83 114H82L83 116H81V119L84 118V117H87L88 118L87 120L89 121L90 118L86 114L87 113L89 114L90 111L94 110V108H95L94 104H95V102L97 103L99 101V98H100L99 92H97L99 95L97 93L95 95L92 94V92L94 91L93 89H95L93 87L96 86V85L102 84V81H103L102 80L103 79L102 78L103 72H101V70L103 68H99L98 70H97V68L98 67H102L103 62H105L106 59L109 57L110 53L108 52V50H109V47L110 48L112 47V44L109 43L110 46L108 47V50L105 51L106 53L103 54L104 56L103 55L100 56V58L102 60L100 59L99 61H96V63H95V60L98 58V56H97V55H99L98 53H101L100 48H102V45H99L100 48L99 47L96 48V49H99V50L98 51L96 50L95 51V54L93 52L91 55H86L84 57H81L79 59V61H77L78 63L76 64L77 65L76 68H78L80 70L81 69L82 70L83 69H85V70L87 69L86 71L83 72L84 73V76H83V78H81V80L77 81L78 80L77 78H73L72 72L69 71V70H66L65 74L63 73L61 75L62 77L59 79V77H55V73L56 72L53 74V71L55 70L57 64H59V66H61V68H63L64 65H65L64 63H66L63 60V57L62 56L60 57V53H61V52H59L60 50L58 51V54L59 55L57 54V56L53 54V52H52V50L54 51L53 48H51L49 51H44L45 49L42 50L43 49V46H42V48L39 47V46H37L38 47V50L37 51H33V47H32V44L31 43L33 41V37L38 32H41L42 35L43 34L45 35V34L48 33V29L49 28L52 27L53 30H56L57 28H60L61 25L63 23H65ZM190 22H191V24H190ZM42 24H43V26H41ZM113 24L116 25V26H114ZM135 24H136V26H135ZM247 24H249V22ZM104 25L101 26V27H104ZM168 25H169V27L167 28ZM134 27H136V28H134ZM231 27L234 28V25H231L230 28ZM251 27H253V26H248L247 25L245 27V29H248V28L250 29ZM121 30H123V31H121ZM165 30H167V31H165ZM229 31H231L232 34H230ZM20 32L21 33L23 32V33L21 34ZM141 33H143V34H141ZM190 34H191L190 39H187V35L189 37ZM260 35H262V36H260ZM137 36H140V37H137ZM177 36L180 38L181 41H179V40L176 41L175 40L177 38ZM240 36H241V38L242 37H246V38L248 37L249 38V43L252 42L251 44H253L255 42L254 40H257L254 44L257 47L259 46L258 48H256L254 46V44H253L252 46L250 45L253 48H249L248 49V50H251V52L257 53V56L258 57L255 59L252 56H249L248 57V60L245 61V64H247L246 65V67H247L246 68V73H244L245 75L244 74H241L242 66H243V63L241 61H243V60L246 59L245 57H243V55L245 54V52L241 51L240 50L241 47L238 45L239 44L238 42L240 40H244L245 38L240 39ZM152 37L154 39L156 38L155 41L158 40V42L157 43L154 42V39ZM1 38L2 37L0 36V44H3V41H1ZM150 38H151V40H150ZM67 39H69V40H67ZM237 39H240V40H237ZM182 40H183V42H182ZM206 40H208V42ZM12 42L15 43L16 41L15 40H12ZM180 42H182L181 45L179 44ZM257 42H259V43L256 45ZM36 43L37 44L39 43V39L37 40ZM55 43H56V41H52V45L54 44L53 46H55ZM8 44H9V42H8ZM10 44H11V42H10ZM201 44H203V43H201ZM214 44L215 45L218 44L217 47H215ZM224 44H225V47L222 46ZM219 45H221V46H219ZM237 45L239 46V48H238ZM262 45H263V47H262ZM213 46H214L215 49L213 48ZM93 47H95V45H93ZM221 47H223V48H221ZM31 48H32V50H31ZM163 48H165V49H163ZM174 48H176V51H174ZM162 49H163V51H160ZM132 52H133V56H135V54L138 53L134 49H133ZM68 54H70V53H68ZM169 55L172 56V58L174 56V59H176L177 61H179L180 64L178 63L177 64V67H174V68H172V66L169 67V65H170V62L169 61L171 59V58L167 59V56H169ZM197 55L194 54V57L197 58ZM150 56H152V55H150ZM90 58L92 60H94V61H93V64L92 65H89L88 66L86 64L87 63L89 64L88 61H89ZM17 59H18V52H17V47L15 46V47H13V50H11V52L9 54V60H11V61L8 63V64H12V67H13L12 70H15V71H16L15 67H16V63H17L16 61H17ZM30 63L32 64L31 66H30ZM70 63H71V61H70ZM251 67H252V69H251ZM53 68H54V70H53ZM70 68H72V67H69V69ZM199 68H201V69H199ZM224 68L226 69V72L223 70ZM143 69H146L147 71H145ZM98 72L99 73L100 72L102 73V74L100 73V75H99V80L96 77ZM215 72H216V75H215ZM57 73H60V72H57ZM4 74H5V72L3 73V75ZM146 74H147V76H146ZM187 74H188V76H187ZM6 76H8L7 73H6ZM144 76H145V78L147 77L145 79V81H144ZM183 76L187 77V79L184 78ZM189 76H192V77H189ZM206 77H208L209 79L206 78ZM4 79H5V77L2 78V80H4ZM192 80H194V81L192 82ZM182 81L184 83H182ZM188 81H190L191 84ZM200 81L202 83H204V84L202 85V83ZM28 82L29 81H27V83ZM38 83L39 82L35 83L34 84L35 86L32 84L30 86V88H31L30 90H34L36 88V86L39 87L38 88V90H39L41 88L40 87L41 84L38 85ZM146 84H147V86H146ZM208 84H209V86H208ZM145 86H146V88H145ZM200 86H202V87H200ZM203 87H207V88L203 89ZM216 90H217V88H216ZM176 93H177V95H176ZM79 96H77V97H79ZM98 96H99V98H97ZM147 101H148V103H147ZM130 102H131V106L129 105ZM135 102L137 103L136 105H135ZM99 103L101 104V100L99 101ZM145 103H146V105H145ZM189 105H191V104H189ZM23 106L24 105H22V107ZM230 109H232L233 111L231 110L232 112H229ZM9 111L10 110H7L6 111V114L8 116H10L11 120H15V118L16 119H19L20 118V116L18 115V114H20L19 111L16 112L18 114H15V116H14V114H12V111H10V112ZM246 112L249 113V111H246ZM84 113H85V115H84ZM205 113L209 117H210V115H212V114H210L211 113V110L208 111V113L207 112H205ZM247 113L244 114V119L242 120L243 121L242 122L243 124H244V122L246 120L248 121L249 118H250L249 116H248L249 118L246 116ZM122 114H123L122 111L120 113H118V117L120 118V116H122ZM11 115H13L14 117L11 116ZM172 115L174 116V114H172ZM172 115L170 116L172 126H175V124L178 125L177 122H176V120H174L172 118ZM176 118H177V116H176ZM228 118H230V119H228ZM0 119H1V116H0ZM261 119H263V118H261ZM4 121L5 120H2L1 121L4 124V126H2V123L0 122V127H1L0 129H1V133H2L1 135H5L7 138L5 137L3 140H0V166L1 167H4L5 166L4 165L5 164V160H3V158H4L3 155H4V152L6 151V153L10 157L9 160H11V163L9 165V171L7 172L8 174H6L5 178H8V181L10 180L11 181V184H16V182L17 183L19 182L17 180L18 179V174H16L17 173V170H14L15 168L13 167L12 164H16V167H22L21 169H23V170H24V168L25 169L27 168L28 170L30 169V171H32L33 169H35V165L37 166V165H39V163H36L35 161H34L35 163H32L33 161L31 162L29 158L26 159L27 158L28 151H31V150H28L26 152V150L28 148L27 145L28 144L34 145L33 143H27L26 147L23 149V151H21V153L18 155V157H15V154L17 153L16 148L19 147V146H17V145H19L18 144V141L15 144H13L14 143L13 136H14V132H15V129L16 128L15 127H12L10 125H7L8 123L6 121H5L6 122L5 123ZM28 121H30V120H28ZM17 122H15V126L18 125ZM179 122L182 123V121H179ZM229 125H231V126H229ZM54 126H56V125H54ZM106 126H108V127H106ZM124 126H128L127 127V130L128 129H130V130L127 131V130L122 129ZM262 126L263 125H259L258 126L259 129L257 128L258 130L256 129L257 131H254L253 132V133H255V136H252L251 140L252 139L255 140L256 137H261L263 135L262 132H264V127L262 128ZM53 127H52V133H51V141H52V144L54 146L55 143L57 141H59L60 138L56 136V135H58L57 128L54 129ZM59 127H60V125H59ZM248 127L249 128H252L251 127V124L248 123ZM4 128L6 129L5 130V133H3V130H2ZM172 128L174 129L176 127H172ZM248 129H246L245 133L248 131ZM61 130H63V129H61ZM120 130L121 131L123 130V133ZM137 130H139V132ZM10 131H11V133H10ZM124 131H125V133H124ZM260 131H261V133H260ZM70 132L72 133V135H71ZM220 132L221 133L222 132H225V136H223L224 134L222 135ZM150 133H152V135H154V132L151 131ZM219 134H221V135H219ZM249 134L251 135L252 133H249ZM250 135H249V137H250ZM143 136L146 139H142L141 137H143ZM41 137H43V136H41ZM111 137L114 140H112ZM116 138H118L117 141L115 140ZM139 140L140 141L142 140V141L139 142ZM221 140H223V141H221ZM60 141H62V139H60ZM112 141H113V143H112ZM158 146H159V144L156 145V147L153 149V151L154 150H157V147ZM108 147H110V149ZM107 148H108V151H107ZM54 150H52V152H50L51 153L50 155H52L54 153ZM46 151H47L46 153H49V151H51V147L50 146L47 147V150ZM69 151H70V153H69ZM205 151H207V152H205ZM158 152L161 153L162 151L159 150ZM96 154H97L98 157L96 156ZM209 155H210V157H209ZM12 156H13V158H12ZM34 157H35L34 160H38L40 158V155L39 156H34ZM78 157H80L79 160L82 159L78 163V167H80V168H76L77 170L76 169H73L74 170L73 173H75V174H73V178L70 177L69 179H67L65 173L67 174L68 170H70L77 163L78 160H76V159ZM260 157H264V152L263 151L257 152V156L255 155L254 157L242 158L241 159L242 162L241 161L240 162L243 165V167H245L244 166V164H245L246 165L245 168H247V167L249 168V169L247 168V170H250L251 171V175L252 176L253 175L255 176V175H257L256 170H258V166H257V163H256V158L258 160ZM93 158H96V161L97 162L95 164H93L94 163L92 161ZM154 159L157 161V163H156V161H154ZM90 160H91V162H90ZM56 163H58V162H56ZM56 163H54V164H56ZM100 163L102 164L101 166H100ZM154 163H156V164L154 165ZM26 164H28V165H26ZM146 164H147V166H146ZM31 167H33V168H31ZM49 167H48V170L51 171L49 169ZM98 167H100V168H98ZM36 168H38V167H36ZM141 168L143 169V171H141L142 170ZM224 168H225V170H223ZM1 169H4V168H1ZM35 170H37V169H35ZM30 171H28V175H29V172ZM147 171H148V173H150L149 174L150 176L146 174ZM250 171H249V173H250ZM223 173H225V174H223ZM110 175H112V177H114V179H115L114 186L117 185V184L118 185L115 186L114 188L111 187V185H107V188H108L107 189L106 186H105V184L108 181H104L105 179H103V178H106V180H107ZM161 175H163V176H161ZM171 177H172V179H171ZM253 179L254 178H252V180ZM170 180H172L173 183L169 184V181ZM37 181H39V180H35V185L36 186H39L40 185V182L38 183ZM237 182L239 183L240 181H237ZM26 183H28V182H26ZM210 183H212V185H210ZM68 184H71V185H68ZM97 184H99V186H98L99 188L98 189H97ZM119 184L121 186H119ZM47 185H48V183H46V187H47ZM237 185H239V184H237ZM21 186H24V184H21L18 187L19 191H24L27 194V195L24 196L25 198L24 197L22 198V199H26V200H24L25 202L28 201V203H25L24 206L22 207L23 209H25L27 206H29V203H30L29 201L31 199V198H29V194H30V189L29 188L30 187H27L28 190H24L23 188H20ZM53 186H54V188H53ZM207 186H208V188H207ZM227 186H229V187H227ZM68 187H70V190L67 192L66 190H67ZM116 187L118 188L117 191H115ZM81 188L83 190H81V191L78 192V190L81 189ZM41 189L43 191H41ZM59 189H61L60 192H58ZM89 190L91 191L90 194L88 192ZM216 191L219 192V193H217ZM227 191H229V193ZM11 193H12V196L10 197V198H12L11 203L12 204H15L17 202V200H15L16 198L13 195L15 193H13V191ZM81 197H83V198H81ZM70 201H72V202H70ZM205 202H207V203H205ZM235 202L236 201H234V203ZM215 203H216V204H214L215 207L219 206L218 207L219 209L218 208L216 209L214 207V209H216V211L218 213L217 214L218 215V218L216 217L214 220H212V222H214V223L212 224V222H211V223L208 224V226H210V225L211 226L214 225V227L216 225L218 227L224 226L223 224H225L224 222L227 219L226 218H223L225 220H223L224 222H222V223L219 221V218H221L224 215V213H225V210H223L224 208L222 207L223 206L222 205L223 204V201L222 202L221 201H215ZM174 205H175V207L172 208V206H174ZM210 205H211V203H209V206ZM209 206L206 207L205 210L209 209L210 208ZM237 206H238V204H237ZM237 206L235 205L236 209H237ZM15 207L16 208L19 207L18 204H16ZM63 207H64V209L61 212L60 209L63 208ZM120 207H122V208H120ZM79 208H81V206ZM211 209H213V207H211ZM214 209H213V211H214ZM236 209H234L233 211L235 212ZM187 210H188V212H187ZM222 210H223V213H221ZM242 210L244 211V208ZM25 211H26V209H25ZM10 212L13 214V215L9 216V218H8L9 219V222L11 221L10 223H12V222L15 221L17 224L19 223V226H21L24 223H26L25 221H22V216L24 215V213H23L24 211H20L21 212L20 214H16L17 212L14 210V208H12L10 210ZM183 212H186V213H183ZM246 213H248V211L245 212V214H243V216L244 215L246 216ZM125 214H126V212H123L120 215V217H121V218L119 217L120 223H118L119 225H117V226H120V228H123V229H125L126 228V225H127V222L125 223V219H126V217H124ZM93 215L96 216L97 214L94 213ZM93 215L90 216V217H93ZM84 216H86V215H84ZM226 216L227 215H225V217ZM11 218H15V219L13 220ZM111 219H113V218H108V220L106 221L107 223L105 222V224L102 225V227L104 226L103 230L105 229V227L108 228V225H110L111 223H113L111 221ZM178 219H180V221ZM96 220H97V218L95 217L94 218V221H96ZM216 220H218V221H216ZM246 221H247V219L246 220H243L242 221L243 224H245L244 222H246ZM176 223H178V224L175 225ZM163 227H164V230L161 231L160 233H161V236L163 234H164V236H162V239L161 240L164 243H167V244L165 246H162L163 247V250H162V247H161L160 250L162 252H160L159 246H158L159 244H156L157 240L153 236L154 235L153 232L154 231L157 232V230H161ZM248 227H249V225H248ZM248 227L246 229L244 228V230H247ZM98 228H99V225L97 226V228L95 230L96 231L95 234L97 233ZM194 230H196L197 232L195 231L196 234L192 237L190 234L192 232H194ZM150 231H152V233ZM252 231H254V230H252ZM144 233H146V236H145ZM149 233H150V235H149ZM24 234H25V232H24ZM180 234H182V236ZM248 234H249V236H247ZM172 235H174V236H172ZM255 235H257V233H255ZM178 236L180 237V239L183 238L184 236H185L184 238H186V240L187 239H191V238L192 239H191L190 242H188V240H187V247L185 249H182V250L178 251V254H176L177 253L176 252L175 253L176 255H175L174 253H172V249H173V247L175 245L177 246V248L180 245V243H178V241L180 240ZM229 236H231V237L229 238ZM173 239H175V241ZM204 239L207 240V241L204 242L203 241ZM219 239H221V241H219ZM22 240H23V238L22 239H17V240H12V242L10 243V245L8 246V248L6 249V251L4 253V256L5 257L6 256H9L10 254L14 253L15 250H19L21 248V246H22V243H23ZM194 241H196V242H194ZM231 241H232V239H231ZM138 242H139V240H138ZM246 242H248L249 245L248 246H243V245H246ZM196 244L198 245L197 247H196ZM16 245H18L17 247H19V248H17ZM229 245L233 249H230ZM64 246H66V243H65ZM54 247H56V245ZM147 247H149V248H147ZM193 247H194V249H197V250H194ZM228 247H229L230 250L227 249ZM15 248H17V249H15ZM151 251H155L156 253L155 252L153 253ZM191 251H193V252L195 251L193 253V255H192V260L190 259V256H189V254L192 253ZM52 252H53V250H52ZM141 252H143V254L139 256L140 257L139 261H136V258L135 257H133V258L131 257L132 254L137 255V254H140ZM158 252H160L159 255L157 254ZM217 253H218V255H217ZM224 254H225V257H224ZM152 255H154V256H152ZM77 256H79V255L76 254V257H75V259H73V261L76 260ZM118 258H120V259L121 258H124L125 260L123 259L124 262L123 261L120 262V260ZM15 259L16 258L11 257L10 262L14 264L15 261H16ZM252 260H253V262H252ZM254 261H255V263H254Z\"/></svg>",
  "mask_w": 264,
  "mask_h": 264
},
{
  "label": "clouds",
  "instance_id": "obj_3",
  "mask_svg": "<svg viewBox=\"0 0 264 264\" xmlns=\"http://www.w3.org/2000/svg\"><path fill=\"white\" fill-rule=\"evenodd\" d=\"M0 2H2V0H0Z\"/></svg>",
  "mask_w": 264,
  "mask_h": 264
}]
</instances>
